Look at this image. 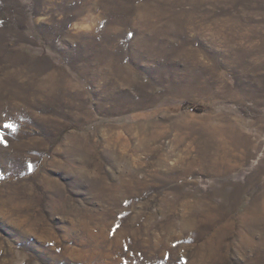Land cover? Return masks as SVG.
Segmentation results:
<instances>
[{"label":"rangeland","instance_id":"1","mask_svg":"<svg viewBox=\"0 0 264 264\" xmlns=\"http://www.w3.org/2000/svg\"><path fill=\"white\" fill-rule=\"evenodd\" d=\"M0 264H264V0H0Z\"/></svg>","mask_w":264,"mask_h":264},{"label":"crops","instance_id":"2","mask_svg":"<svg viewBox=\"0 0 264 264\" xmlns=\"http://www.w3.org/2000/svg\"><path fill=\"white\" fill-rule=\"evenodd\" d=\"M241 160L245 161L246 160V156L244 155L243 157H241Z\"/></svg>","mask_w":264,"mask_h":264},{"label":"trees","instance_id":"3","mask_svg":"<svg viewBox=\"0 0 264 264\" xmlns=\"http://www.w3.org/2000/svg\"><path fill=\"white\" fill-rule=\"evenodd\" d=\"M195 109V108H194ZM195 110H202V108H197V109H195Z\"/></svg>","mask_w":264,"mask_h":264},{"label":"snow or ice","instance_id":"4","mask_svg":"<svg viewBox=\"0 0 264 264\" xmlns=\"http://www.w3.org/2000/svg\"><path fill=\"white\" fill-rule=\"evenodd\" d=\"M5 127H8L7 125H5Z\"/></svg>","mask_w":264,"mask_h":264}]
</instances>
